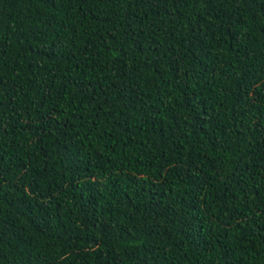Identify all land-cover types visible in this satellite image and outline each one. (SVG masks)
<instances>
[{
  "label": "trees",
  "instance_id": "1",
  "mask_svg": "<svg viewBox=\"0 0 264 264\" xmlns=\"http://www.w3.org/2000/svg\"><path fill=\"white\" fill-rule=\"evenodd\" d=\"M0 264H264V0H0Z\"/></svg>",
  "mask_w": 264,
  "mask_h": 264
}]
</instances>
